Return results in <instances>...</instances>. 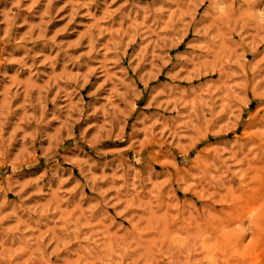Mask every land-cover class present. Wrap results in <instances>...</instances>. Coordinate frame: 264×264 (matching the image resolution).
<instances>
[{
	"label": "clouds",
	"instance_id": "9594fccd",
	"mask_svg": "<svg viewBox=\"0 0 264 264\" xmlns=\"http://www.w3.org/2000/svg\"><path fill=\"white\" fill-rule=\"evenodd\" d=\"M0 264H264V0H0Z\"/></svg>",
	"mask_w": 264,
	"mask_h": 264
},
{
	"label": "rangeland",
	"instance_id": "374dc122",
	"mask_svg": "<svg viewBox=\"0 0 264 264\" xmlns=\"http://www.w3.org/2000/svg\"><path fill=\"white\" fill-rule=\"evenodd\" d=\"M245 134H248V132L246 131Z\"/></svg>",
	"mask_w": 264,
	"mask_h": 264
}]
</instances>
